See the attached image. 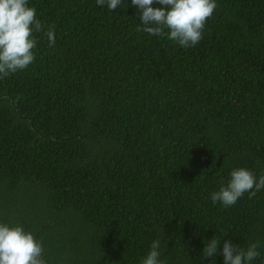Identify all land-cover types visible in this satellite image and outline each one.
<instances>
[{
  "label": "trees",
  "instance_id": "1",
  "mask_svg": "<svg viewBox=\"0 0 264 264\" xmlns=\"http://www.w3.org/2000/svg\"><path fill=\"white\" fill-rule=\"evenodd\" d=\"M123 3L28 0L45 28L0 79V223L42 241L45 264H140L153 240L164 264L259 241L264 264V189L210 199L234 168L264 173V0H216L188 48L138 32Z\"/></svg>",
  "mask_w": 264,
  "mask_h": 264
},
{
  "label": "clouds",
  "instance_id": "2",
  "mask_svg": "<svg viewBox=\"0 0 264 264\" xmlns=\"http://www.w3.org/2000/svg\"><path fill=\"white\" fill-rule=\"evenodd\" d=\"M123 0H96L98 6L115 11ZM159 7H152L153 4ZM124 4V3H123ZM139 10L140 25L137 31L166 37L182 48L194 47L203 38L206 21L217 8L216 0H131ZM45 25L36 18L35 7L28 0H0V79L25 70L35 61L37 39L34 33L44 31ZM50 47L55 44L54 26L46 32ZM264 189V173L259 178L247 168L238 167L218 191L211 194L213 204L220 202L225 208L234 205L246 192L249 199ZM221 239L216 236L205 243L202 259L214 257ZM259 241L250 242L246 248L223 241V264H252L261 256ZM161 242L153 240L150 250L140 264H164L160 259ZM43 243L24 226L9 227L0 223V264H45Z\"/></svg>",
  "mask_w": 264,
  "mask_h": 264
}]
</instances>
